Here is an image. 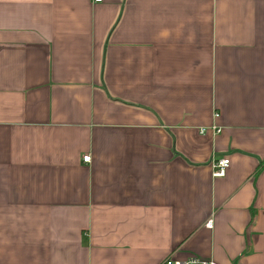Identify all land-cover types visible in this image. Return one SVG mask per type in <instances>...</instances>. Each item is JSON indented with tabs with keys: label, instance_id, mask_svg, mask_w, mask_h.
I'll return each instance as SVG.
<instances>
[{
	"label": "crops",
	"instance_id": "obj_1",
	"mask_svg": "<svg viewBox=\"0 0 264 264\" xmlns=\"http://www.w3.org/2000/svg\"><path fill=\"white\" fill-rule=\"evenodd\" d=\"M189 256L264 264V0H0V264Z\"/></svg>",
	"mask_w": 264,
	"mask_h": 264
},
{
	"label": "built area",
	"instance_id": "obj_2",
	"mask_svg": "<svg viewBox=\"0 0 264 264\" xmlns=\"http://www.w3.org/2000/svg\"><path fill=\"white\" fill-rule=\"evenodd\" d=\"M95 2H101L102 0H94ZM215 132H219L218 129H215ZM83 161L89 160V155L83 156ZM229 164L227 158H219L213 161L212 163V175L214 177H221L224 175L225 169ZM212 221L208 220L205 224L207 228H211ZM162 264H215L213 260H204L196 256H189L185 259H177L169 257Z\"/></svg>",
	"mask_w": 264,
	"mask_h": 264
}]
</instances>
